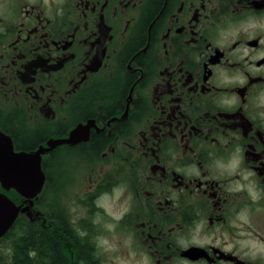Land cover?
<instances>
[{"label": "flooded vegetation", "instance_id": "flooded-vegetation-1", "mask_svg": "<svg viewBox=\"0 0 264 264\" xmlns=\"http://www.w3.org/2000/svg\"><path fill=\"white\" fill-rule=\"evenodd\" d=\"M0 133L70 139L1 264H264V0H0Z\"/></svg>", "mask_w": 264, "mask_h": 264}, {"label": "water", "instance_id": "water-1", "mask_svg": "<svg viewBox=\"0 0 264 264\" xmlns=\"http://www.w3.org/2000/svg\"><path fill=\"white\" fill-rule=\"evenodd\" d=\"M68 140H50L48 145L41 144L33 151H15L11 139L0 133V186L3 190L14 189L26 204L24 207L16 205L0 192V237L13 224L19 211L28 209L41 192L45 181L42 155L52 146Z\"/></svg>", "mask_w": 264, "mask_h": 264}, {"label": "trees", "instance_id": "trees-1", "mask_svg": "<svg viewBox=\"0 0 264 264\" xmlns=\"http://www.w3.org/2000/svg\"><path fill=\"white\" fill-rule=\"evenodd\" d=\"M42 139H43V136H42V134H37V133H35V134H33L32 136H30L29 138H27L25 141H17V146H19V147H21V148H28V149H26V150H32V149H35L36 147H37V145L39 144V142H41L42 141ZM25 150V149H24ZM7 194H8V196L12 199V200H14V201H17L19 198H20V196L14 191V190H10V191H8L7 192ZM42 194V193H41ZM18 202V201H17ZM22 225V223L21 222H17V226L19 227V226H21ZM44 234H43V232H40L39 234H37L35 237H33V239L35 240V243L42 249V247H43V241H44ZM24 239L26 240V241H28V237H27V232H25L24 233ZM30 239H32L31 237H30ZM24 240H21L20 239V245L22 246V245H24V247H25V243L23 242ZM40 243V244H39ZM54 248V247H53ZM19 251V250H18ZM56 251V250H55ZM20 252V251H19ZM21 253V252H20ZM19 253V256L20 257H22V256H25V254H23V253H21L20 254ZM54 255H55V253H54ZM18 260H19V258H18ZM17 260V261H18ZM13 261H16V258L15 259H13V258H11L10 259V262H11V264H13Z\"/></svg>", "mask_w": 264, "mask_h": 264}, {"label": "rangeland", "instance_id": "rangeland-1", "mask_svg": "<svg viewBox=\"0 0 264 264\" xmlns=\"http://www.w3.org/2000/svg\"><path fill=\"white\" fill-rule=\"evenodd\" d=\"M44 195H45V193H42L40 196L37 197V201H38L39 203H43V202H44ZM115 238H117V235H115ZM7 263H10V259L8 260ZM0 264H1V263H0Z\"/></svg>", "mask_w": 264, "mask_h": 264}]
</instances>
